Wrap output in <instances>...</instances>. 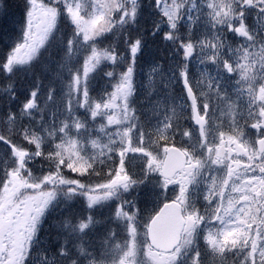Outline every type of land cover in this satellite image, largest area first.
I'll list each match as a JSON object with an SVG mask.
<instances>
[{
    "label": "rangeland",
    "instance_id": "obj_1",
    "mask_svg": "<svg viewBox=\"0 0 264 264\" xmlns=\"http://www.w3.org/2000/svg\"><path fill=\"white\" fill-rule=\"evenodd\" d=\"M62 1H68L77 12L91 7L97 15L101 9L108 8L112 1L117 0ZM151 1L145 0V6ZM205 1L208 4L204 10H194L198 13H195L196 18L194 16L185 21L188 41L185 51L188 61L194 66V74L190 81L186 80L189 82L184 85L181 95L174 100L167 97L178 82L174 62L158 80L155 68L148 64V70L141 74L140 82L150 86L161 85L165 94L154 90L151 99L143 100L145 108L140 110L144 115L142 123L133 115L134 112L124 113L123 107L111 104L109 113L114 115L106 117L105 121L106 129H113L114 133L110 132L104 140L82 139L84 143H79L95 161L111 153L115 155L116 144L124 150L131 148L130 152L134 157L126 166L127 171L123 172V176L112 177L107 184L95 187L96 192L89 194L90 215L75 230L81 235L92 232L96 225L93 216L97 210L105 213V222L110 223L108 226H114V215L122 217L123 210L117 208L113 214L107 208V201L119 193L129 195L131 199L128 205L134 204L136 212L142 218L152 215L162 205V199L173 198L182 201L185 206L187 226L181 247L174 253H156L145 244L143 230H138L134 233L132 243L135 239L137 241L131 251L127 252V245L130 244L127 241L120 240L115 244L116 247H112V251L117 254L115 258L101 255L98 249L94 250L89 244L79 245L76 251L61 247L60 257L65 253L72 259V264H220L224 250L230 251L227 255L231 256L233 264H264V220L254 241L245 243L236 238L238 229L244 225L253 226L250 215L253 214L255 219V209H252V204L255 203V208L262 206L264 210V190L262 197L257 195L260 188L264 189L260 187L262 180L258 170L254 167L242 168L240 173L234 175L233 166V177L230 178L226 164L215 160L217 152L208 154L213 147L218 150L219 143H228L237 137L246 143L242 134L252 127L259 131L260 139L264 137V14L262 15L263 11L257 5V0ZM58 2L59 0H43V4L35 5L26 22V43L17 46V60L28 58L34 47L46 39L59 10L55 9ZM169 3L173 6L174 0H169ZM236 7L245 16L233 26L229 24L227 15L235 12ZM166 13L171 15L172 12ZM173 17L174 15L172 19ZM224 29L232 32L229 37L231 46L223 42ZM260 30L263 31L262 38L257 42L255 38ZM254 42L258 44L245 47ZM212 60L216 61L214 66H210L209 62ZM253 84H256L257 94L250 103L248 94H254L251 89ZM220 93H223L221 96L225 107L220 108L222 110L215 120L213 114H207L210 113L209 105L202 106L201 109L197 106L196 98L197 95ZM249 108L251 112L247 113L245 110ZM252 108L258 109L251 116L256 120L249 126H244L241 121L249 119ZM98 116L95 113L93 118ZM186 124L192 126L196 134L187 132L178 136L177 142L182 148L186 152L191 151V154L187 152L191 161L182 176L175 179V184H168L160 177L153 186L144 183L143 188L141 187L143 191L139 192L140 187L134 185L136 180L143 178L145 172L154 166L161 169L166 146H162L160 140L173 143V129ZM197 153L203 158L209 156L216 168L225 170V176H208L196 186V179L199 178L197 169L200 170L201 161H194L192 155ZM8 155V148L0 145L2 165L12 161V156L21 163L18 172L8 175L0 169V264H24L26 251L32 248L36 227L43 220L48 207L56 205L57 191L52 188L59 183V178L55 173H47L41 180L35 178V166L31 163L34 156L28 152H18L10 156V159ZM196 166L198 168L194 169ZM232 217H236L235 221L244 225L228 221ZM247 217L248 223H245ZM99 222L98 219V225ZM103 227L105 226L101 225L100 228ZM130 235L133 236L132 233ZM114 236H110L106 242L102 237L105 248L111 244ZM200 237L201 243L198 242ZM97 239L100 248L101 242ZM102 248L104 250L103 246L100 249ZM107 251L104 250V253Z\"/></svg>",
    "mask_w": 264,
    "mask_h": 264
},
{
    "label": "trees",
    "instance_id": "obj_2",
    "mask_svg": "<svg viewBox=\"0 0 264 264\" xmlns=\"http://www.w3.org/2000/svg\"><path fill=\"white\" fill-rule=\"evenodd\" d=\"M36 1L0 0V143L35 155L32 164L38 171L60 169L63 178L73 181L82 177L90 184L120 176L127 165L122 152L112 153L103 162H85L89 155L78 142L82 134L88 139L89 127L94 125L85 110L105 111L104 107L120 99L122 90L142 69L148 49L144 46H161L156 56L159 63L166 60L169 45L180 47L184 20L201 0H176L175 7L166 6L177 12L172 30L173 14H166L165 7L152 9L155 18L151 21L144 8L127 0L121 6L112 1L97 15L87 8L76 12L69 2L60 0L46 39L28 58L17 60V46L26 42V22ZM55 113L68 118V124L48 125ZM77 123H86L88 128L81 134ZM68 188L62 185L59 190L66 195ZM46 220L37 229L35 246L39 236L57 239L60 235L58 223L52 227L51 220ZM63 263L58 257L51 264Z\"/></svg>",
    "mask_w": 264,
    "mask_h": 264
},
{
    "label": "water",
    "instance_id": "obj_3",
    "mask_svg": "<svg viewBox=\"0 0 264 264\" xmlns=\"http://www.w3.org/2000/svg\"><path fill=\"white\" fill-rule=\"evenodd\" d=\"M137 2L138 0H131ZM177 156V158H176ZM186 161L178 149H170L165 162L164 171L174 174L182 170ZM184 220L181 209L176 203L165 205L152 221L149 228V236L152 245L161 251H171L180 242L181 230ZM162 239L161 241H159ZM165 239V240H163Z\"/></svg>",
    "mask_w": 264,
    "mask_h": 264
},
{
    "label": "flooded vegetation",
    "instance_id": "obj_4",
    "mask_svg": "<svg viewBox=\"0 0 264 264\" xmlns=\"http://www.w3.org/2000/svg\"><path fill=\"white\" fill-rule=\"evenodd\" d=\"M230 152H232V151H230ZM233 153V152H232Z\"/></svg>",
    "mask_w": 264,
    "mask_h": 264
}]
</instances>
